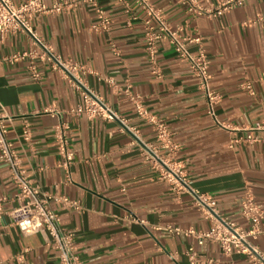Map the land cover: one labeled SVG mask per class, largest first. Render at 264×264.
<instances>
[{
	"label": "crops",
	"instance_id": "0c3cea01",
	"mask_svg": "<svg viewBox=\"0 0 264 264\" xmlns=\"http://www.w3.org/2000/svg\"><path fill=\"white\" fill-rule=\"evenodd\" d=\"M66 1L75 3L34 16V29L62 56L93 70L85 75L89 86L125 122L73 112L83 101L81 92L49 62L37 58L43 75L35 80L28 59L4 60L5 54L40 48L22 28L0 39V110L10 116L8 137L34 182L80 202L75 208L51 198L61 225L73 236L75 253L83 264H189L187 249L193 245L201 259H212L204 264H253L245 254L225 252L213 239L200 243L193 233L166 228L206 230L213 219L204 216L189 190L173 189L146 158L137 137L153 141L155 131L137 115L126 88L167 122L190 185L210 194L222 213L247 227L240 212L247 185L264 209V128L253 130L260 138L256 141L232 139L249 132L244 126L264 120V0H245L220 16L194 15L183 0H151L173 26H182L184 35H202L210 87L220 93L215 114L198 76L169 40L158 42L160 73L152 70L145 12L135 0ZM219 1L200 0L205 5ZM45 2L51 7L55 0ZM96 4L111 18L109 27H92L98 20ZM188 44L196 48L194 42ZM247 79L255 93L243 86ZM60 122L67 125L74 151L68 167L58 151ZM26 124L29 139L23 136ZM17 191L9 165L0 157V264H60L59 248L47 229L24 233L14 223ZM255 241L264 250V232Z\"/></svg>",
	"mask_w": 264,
	"mask_h": 264
},
{
	"label": "built area",
	"instance_id": "2783aa9c",
	"mask_svg": "<svg viewBox=\"0 0 264 264\" xmlns=\"http://www.w3.org/2000/svg\"><path fill=\"white\" fill-rule=\"evenodd\" d=\"M128 4V0H123ZM186 2L189 11L194 15L206 14L209 16H220L225 10L243 4L245 0H220L214 5H205L200 0H183ZM144 10V39L145 48L152 70L160 73L158 64V42L167 39L173 45L176 53L184 59L191 71L199 78V84L206 92L209 111L215 114V104L220 98V93L210 87L211 72L209 70V59L202 43V35H184L182 26H173L166 18L163 10L151 0H135ZM69 3L66 0H55L50 7L45 0H24L16 4L14 0H0V39H3L10 31L18 28L25 29L31 35L34 43L39 46L29 49L18 50L5 54L3 59L8 62H16L28 59V69L33 79L38 80L43 75L37 58L43 62H49L51 66L58 69L62 75L81 92L83 101L76 108L75 113L85 112L89 117L101 116L104 118H120L118 112L105 101L87 82L85 75L93 71L89 66L66 58L58 53L55 48L36 33L32 19L34 16L48 11L61 10ZM98 20L92 24L96 30L109 27L111 18L106 14L104 8L96 4ZM194 42L196 48L192 49L189 42ZM116 49V48H115ZM243 86L251 93H255L252 80L247 79ZM126 92L134 103L136 113L144 121L150 123L155 131V139L147 141L139 135L137 139L143 146L146 158L153 162L159 171L160 177L170 182L175 190H189L194 197V202L200 206L205 217L213 219V225L206 230L194 228H183L178 225L167 224L166 228L173 232L193 233L198 241L202 243L206 238L213 239L220 243L222 249L227 253L239 252L245 254L253 264H264V250L256 243L255 239L264 232V209L255 199L252 188L247 185L240 199V212L247 219L248 226H244L222 213L217 206L216 200L207 192L192 187L189 183L186 162L178 156V144L173 141L172 131L167 122L150 110L138 94L126 88ZM10 116L0 110V157L9 165L12 179L18 187L16 198L18 203L11 210L14 223L24 233L36 232L40 229H47L53 244L59 248L60 264H83L82 260L75 253L73 236L61 225V218L51 205V198L54 196L65 206L80 208V202L65 194H53L45 190L23 167L22 158L15 148L14 142L8 137L6 120ZM125 124V123H124ZM66 123L60 122L56 126L58 137V151L61 154V163L70 166L74 151L70 146L66 134ZM249 132L232 139L235 141L253 142L260 139L253 133V130L264 128V120L255 124L244 126ZM134 132L138 131L132 126ZM30 127L26 124L23 128V136L29 139ZM264 139V137L262 138ZM4 212L2 198H0V216ZM189 264H204L206 261L198 255L193 245L187 249Z\"/></svg>",
	"mask_w": 264,
	"mask_h": 264
}]
</instances>
